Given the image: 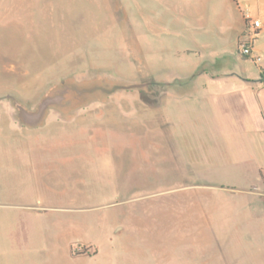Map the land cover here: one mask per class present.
I'll return each mask as SVG.
<instances>
[{
	"label": "rangeland",
	"instance_id": "374dc122",
	"mask_svg": "<svg viewBox=\"0 0 264 264\" xmlns=\"http://www.w3.org/2000/svg\"><path fill=\"white\" fill-rule=\"evenodd\" d=\"M189 23L158 0H0V264H264V135L257 177L214 174Z\"/></svg>",
	"mask_w": 264,
	"mask_h": 264
},
{
	"label": "crops",
	"instance_id": "0c3cea01",
	"mask_svg": "<svg viewBox=\"0 0 264 264\" xmlns=\"http://www.w3.org/2000/svg\"><path fill=\"white\" fill-rule=\"evenodd\" d=\"M159 5L178 18L184 16L196 29L208 30V41L198 50H208V75L191 76L201 84V95L208 96V165L215 175H235L242 185L248 176L263 170L255 164L253 144L264 135V69L260 77L236 73L228 68L236 58L241 41L260 22L252 45V58L264 56V0H158ZM185 53H192L186 49ZM200 91V90H199ZM196 94H200L198 90ZM235 144V146L233 145ZM220 178V179H219ZM216 180H222L218 177ZM222 184V183H220ZM221 187V186H220Z\"/></svg>",
	"mask_w": 264,
	"mask_h": 264
},
{
	"label": "built area",
	"instance_id": "2783aa9c",
	"mask_svg": "<svg viewBox=\"0 0 264 264\" xmlns=\"http://www.w3.org/2000/svg\"><path fill=\"white\" fill-rule=\"evenodd\" d=\"M252 28H253V31L251 33H249L248 39L241 41L239 44V47L241 49V55L244 58L252 56V45H253V42L255 40L256 33L260 28V22L254 21L252 23ZM253 61L257 64L260 61V59L259 58H253ZM253 192L258 193V189L254 188ZM260 195L264 197V192L260 193Z\"/></svg>",
	"mask_w": 264,
	"mask_h": 264
},
{
	"label": "water",
	"instance_id": "95a60500",
	"mask_svg": "<svg viewBox=\"0 0 264 264\" xmlns=\"http://www.w3.org/2000/svg\"><path fill=\"white\" fill-rule=\"evenodd\" d=\"M45 104H48V103L44 102V104L41 105L40 111H39V113H38V115L36 117L32 118L31 116H28L27 120L30 121V122H33V123H37L41 119V115H42L43 109L46 107Z\"/></svg>",
	"mask_w": 264,
	"mask_h": 264
},
{
	"label": "flooded vegetation",
	"instance_id": "af4514ba",
	"mask_svg": "<svg viewBox=\"0 0 264 264\" xmlns=\"http://www.w3.org/2000/svg\"><path fill=\"white\" fill-rule=\"evenodd\" d=\"M54 100H56V99H52V98H48L47 99V101H48V104H45L46 105V107L43 109V112H42V115H41V119H42V117H43V115H44V111L46 110V108H48V106H50V105H53V104H49V101H54ZM46 101V102H47ZM44 104V103H43ZM39 111H40V108H39V110H38V112L36 113V114H34V115H30L32 118L33 117H36L37 115H38V113H39ZM40 119V120H41Z\"/></svg>",
	"mask_w": 264,
	"mask_h": 264
}]
</instances>
